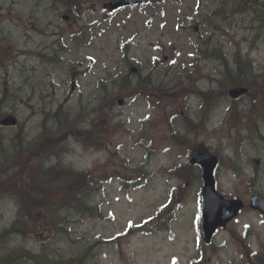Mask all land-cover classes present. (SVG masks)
<instances>
[{
    "label": "rangeland",
    "instance_id": "1",
    "mask_svg": "<svg viewBox=\"0 0 264 264\" xmlns=\"http://www.w3.org/2000/svg\"><path fill=\"white\" fill-rule=\"evenodd\" d=\"M102 1L107 0H93V3L85 4L77 19L66 23L61 19L58 21L55 14L43 15L44 11L51 7L49 0H0V39L7 36L18 48L15 54L17 59L12 60L9 67L8 63L0 69L1 82L9 80L10 86L18 89L17 61L40 63L33 62V59H19L18 56H23L30 49L37 51V48L39 50L42 46H49L59 39L60 43L64 40V46L69 48L72 36L80 35L85 30L90 31L92 26L100 21L102 4L98 3ZM196 2L197 0H181L180 4H164L163 8L168 13L165 20L155 19L145 32L142 27L150 21L148 14L153 10L126 11L119 14L115 19L119 25L103 27L85 46L80 49L73 48L66 56L65 62L71 67L75 65L74 61L80 58L78 65L81 69H77L78 73L90 68L87 75L80 80V87L74 84L77 75L73 69L70 75L67 73L68 68L52 71L53 82L47 88H42V99L41 88H36L35 104L39 115H35L28 122L29 112L22 109L18 116L24 128L0 129V229L9 225L15 217V202L8 198L9 194H14L16 183L26 182L28 172L38 167L34 158L39 147L37 143L40 140L42 143L43 108L55 111L58 103L68 100L60 116L61 123L64 124L68 123V116L73 118L74 123L70 126L71 136L55 147V150L64 149L62 152H66L61 158L62 167L66 170L86 172L98 183H104L97 198L101 209L99 217L102 218L97 215L96 219L83 217L76 220L69 214H64L71 223L67 227L72 229L71 237L58 246L52 245L54 253L60 249L61 256L49 264H79L84 258L87 262L93 256L100 264H173L176 259L179 260L178 264H191L196 260H201V264H250L255 255L264 257V217L248 208L249 199L253 194L264 196V132L258 131L261 124L254 127V121L264 122V113L261 111L259 114L250 115L248 112L252 106L264 104V101L259 92H252L249 97H245L238 103L245 107L239 108L240 112H243L241 117L250 116L249 119L255 120L241 133H237L236 128L231 129L226 121L231 103L223 97V89L214 83L223 78L224 68L220 62L204 64V67H207L202 68L203 73L195 83V91L194 86L188 87L192 84L185 83L182 89L158 93L156 99L137 104L125 100L121 109L114 112L104 109L102 125L110 126L108 120L114 118V125L123 123V126L105 137L107 146L99 151L83 149L74 138L81 137L80 134L75 136L74 131L90 132L94 126L89 123L93 122L96 116L95 114L90 118L88 113L85 114L96 107V103H92V97L84 96L79 99V93L94 82L95 76L104 75L105 62L115 55V50L119 54L118 45L124 42L126 37L130 40L134 25L141 31L136 41V58L145 61L146 58L152 57L156 46H169L171 49L172 42H176L177 47L181 49L180 45H183L184 39L182 33L176 32V27L182 24L181 20L193 17ZM37 3L40 4V34L59 32V35L51 37L29 32L26 25L31 23L29 15L37 11ZM135 17L137 23L134 22ZM250 19L253 21L252 16ZM163 21L165 25L162 28ZM50 22L59 28H49L47 23ZM257 28L259 26L252 22V29ZM25 30L32 36L34 44L25 45ZM238 34L235 42L240 43V48L245 54H250L256 70H262L260 72L264 73V69H260L264 67V40L253 44V50L250 52L248 44L242 40L245 32L239 30ZM151 43L153 45H150ZM233 48L237 46L228 47L229 50ZM178 52H182V56L185 55V50ZM157 53L154 51L155 55ZM165 54L173 57L177 52L173 54L169 50L165 51ZM89 59H94L95 62ZM115 67L114 64L110 71H114ZM39 79L43 81L45 77L40 75ZM169 80L170 76L166 80L167 84ZM157 83L159 82L155 81V84ZM5 87L9 88L7 84ZM262 87L263 84L260 89ZM1 89L0 86V91ZM31 90V86H28L26 91L18 93V98L20 95L26 101L32 96ZM92 91L88 90L87 94L93 95ZM199 91L208 94L212 91L209 95L215 100L212 103L209 98L204 103L207 110H212L205 119L206 125L204 124L202 129L198 127L196 133H190L186 130L188 119L199 125L204 122L199 120L203 107L201 97L196 94ZM147 101L153 104V109L147 106ZM248 104L249 108L246 107ZM260 109H263V105ZM6 110H0V117ZM144 117L149 118L146 124H143L146 122ZM245 124L244 121L239 128L242 129ZM47 128L54 132L58 130L55 119H49ZM60 128L59 123V131ZM174 133H177L181 140L173 139ZM180 135L184 137L181 138ZM201 143L220 159L221 166L216 176L219 192L227 199H241L246 205L238 218L225 230H220L209 246L204 245L203 241L199 243L200 235L196 226V221L198 218L200 221L201 215L200 170L187 167L177 177L170 176L168 172L175 166L189 164L188 149L192 150ZM177 144H183L184 149L174 147ZM137 145L141 147H135ZM151 148L154 154L148 156V150L151 153ZM18 152L22 154L19 156ZM53 153L48 150L46 159ZM40 167L42 170V162ZM255 173H258L260 180L255 179ZM173 192L175 198L170 203ZM146 224V229L137 230ZM53 237L54 232L51 235L37 231L26 239L16 240L15 246L18 251L41 254L49 245L48 240ZM3 243L4 241H0V244ZM74 254L80 256L74 257ZM24 262L30 264L24 258L14 264Z\"/></svg>",
    "mask_w": 264,
    "mask_h": 264
},
{
    "label": "trees",
    "instance_id": "2",
    "mask_svg": "<svg viewBox=\"0 0 264 264\" xmlns=\"http://www.w3.org/2000/svg\"><path fill=\"white\" fill-rule=\"evenodd\" d=\"M247 71H251V68L239 63L238 72L235 75L227 73L229 77L236 80H232L231 84L242 85L241 81L246 78ZM65 176L67 177V184L63 189L59 190V194H56L52 189L45 188L37 197H32L28 194L20 197L22 204L19 205L16 221L9 230H2L0 233V240H4L3 246L0 247V264H7L10 260H17L14 257V248L7 245L6 242L13 237H26L32 232L28 227L30 226L29 220L33 214H42V218L46 222L45 227L48 230L57 227L58 223H56L55 218L57 213H69L75 219L97 215L94 202L95 196L92 194V182L90 183L86 177L87 175L68 173ZM88 183H90L91 189L86 190ZM61 236L65 237L66 233L63 232ZM60 240L57 242H60ZM41 257H43V261H39ZM41 257L33 256L31 260L37 264H49V255L43 254ZM79 263L98 264L95 257H91L88 262L84 258L83 262L80 261ZM255 264H264V261L256 260Z\"/></svg>",
    "mask_w": 264,
    "mask_h": 264
},
{
    "label": "water",
    "instance_id": "3",
    "mask_svg": "<svg viewBox=\"0 0 264 264\" xmlns=\"http://www.w3.org/2000/svg\"><path fill=\"white\" fill-rule=\"evenodd\" d=\"M127 4V3H125ZM245 90L237 89L230 92L231 97L236 98L245 93ZM4 124H11V119H6ZM192 163H199L204 169L203 179L205 181L204 187V230L206 234V241H209L211 236L216 231L217 227L231 221L243 206L240 202H225L218 196L214 189L213 172L217 164L216 158L212 157L203 146L197 148L192 154ZM261 203L252 202V207L264 213V201L257 199Z\"/></svg>",
    "mask_w": 264,
    "mask_h": 264
}]
</instances>
